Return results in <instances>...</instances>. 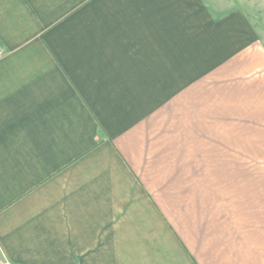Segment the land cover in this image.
Wrapping results in <instances>:
<instances>
[{
  "label": "crops",
  "instance_id": "0c3cea01",
  "mask_svg": "<svg viewBox=\"0 0 264 264\" xmlns=\"http://www.w3.org/2000/svg\"><path fill=\"white\" fill-rule=\"evenodd\" d=\"M0 264H264L243 11L0 0Z\"/></svg>",
  "mask_w": 264,
  "mask_h": 264
},
{
  "label": "rangeland",
  "instance_id": "374dc122",
  "mask_svg": "<svg viewBox=\"0 0 264 264\" xmlns=\"http://www.w3.org/2000/svg\"><path fill=\"white\" fill-rule=\"evenodd\" d=\"M210 8L217 10L238 9L243 11L264 41V1L263 0H206Z\"/></svg>",
  "mask_w": 264,
  "mask_h": 264
}]
</instances>
